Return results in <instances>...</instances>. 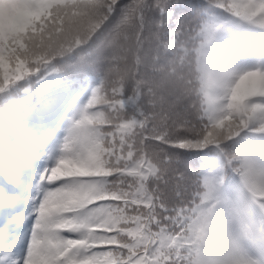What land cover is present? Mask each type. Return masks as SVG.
Instances as JSON below:
<instances>
[{
	"label": "snow or ice",
	"instance_id": "obj_1",
	"mask_svg": "<svg viewBox=\"0 0 264 264\" xmlns=\"http://www.w3.org/2000/svg\"><path fill=\"white\" fill-rule=\"evenodd\" d=\"M207 3L208 17L264 28V0ZM188 7L181 0H0V68L5 58L14 65L0 78V93L19 85L26 66L39 74L57 70L58 61L85 63L93 52L109 62L41 177L23 264H195L198 208L222 179L170 204L169 185L179 192L186 177L167 149L219 147L245 130L264 134V65L241 73L225 96L199 99L184 53L206 18L175 15ZM130 89L139 115L126 111ZM227 166L264 205V158L232 153Z\"/></svg>",
	"mask_w": 264,
	"mask_h": 264
},
{
	"label": "trees",
	"instance_id": "obj_2",
	"mask_svg": "<svg viewBox=\"0 0 264 264\" xmlns=\"http://www.w3.org/2000/svg\"><path fill=\"white\" fill-rule=\"evenodd\" d=\"M122 2L127 3L129 0ZM181 3L189 7L185 12L175 13L177 16L204 18L209 16L207 0H181ZM118 19L119 16L112 21V24L114 25ZM168 26L171 32L175 28V21H170ZM104 34L107 35V31ZM262 38H264V30L256 29L254 34L243 33L235 39L237 43L246 39V42H256L258 47H262ZM26 68L23 78L16 81L19 85L6 94L0 93V172L6 171L7 164L3 136L18 133L23 126L22 120L27 115L43 120L59 114L72 104H81L80 106L83 107L107 74L109 62L93 52L85 63L65 66L63 61H58L57 70H42L41 73L36 74L31 68L27 66ZM13 70L12 61L5 58L3 68H0V78L4 74H11ZM100 95L102 96L103 93ZM12 102H17L18 107L14 108ZM100 103L98 101L95 107H100ZM126 106L130 116L139 115L141 101L139 97H133L131 89L127 94ZM185 107L186 105H181L179 111L184 112ZM200 114L202 115V109ZM89 118H91L90 114ZM189 118L198 117L189 115ZM261 149H264V134L255 130H245L239 137L219 147L210 145L200 150L168 148L167 151L173 157L178 173L186 177V180L181 182L182 189L179 192L173 190L171 184L169 185V203L180 204L182 198L187 199L194 190L202 189L205 180L214 181L221 178L228 188L235 187L239 181L232 178L233 169L227 166L228 155L247 152L258 158H264Z\"/></svg>",
	"mask_w": 264,
	"mask_h": 264
},
{
	"label": "clouds",
	"instance_id": "obj_3",
	"mask_svg": "<svg viewBox=\"0 0 264 264\" xmlns=\"http://www.w3.org/2000/svg\"><path fill=\"white\" fill-rule=\"evenodd\" d=\"M264 30L242 18H206L186 43L184 74L198 98L212 101L227 94L238 76L253 67L242 66L243 33ZM162 78L168 73L157 74ZM195 264H264L249 255L258 248L264 257V205L256 202L244 180L233 188L218 180L209 198L200 203L194 222Z\"/></svg>",
	"mask_w": 264,
	"mask_h": 264
},
{
	"label": "rangeland",
	"instance_id": "obj_4",
	"mask_svg": "<svg viewBox=\"0 0 264 264\" xmlns=\"http://www.w3.org/2000/svg\"><path fill=\"white\" fill-rule=\"evenodd\" d=\"M243 43L242 66L264 65V41L262 47L255 42ZM79 106L75 104L42 124L28 117L25 134L5 136L11 163L8 177L0 178V264H23L42 197L41 177L62 154L65 137ZM249 255L257 261L264 258L258 248H250Z\"/></svg>",
	"mask_w": 264,
	"mask_h": 264
}]
</instances>
